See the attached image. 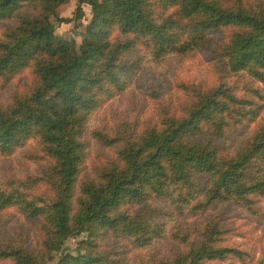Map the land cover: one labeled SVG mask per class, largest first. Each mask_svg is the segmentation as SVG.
Returning a JSON list of instances; mask_svg holds the SVG:
<instances>
[{"label": "trees", "instance_id": "1", "mask_svg": "<svg viewBox=\"0 0 264 264\" xmlns=\"http://www.w3.org/2000/svg\"><path fill=\"white\" fill-rule=\"evenodd\" d=\"M62 1L0 0V80L9 83L26 69L33 75L0 103V157L36 139L50 158L45 180L52 191L35 193L34 179L0 182V221L16 208L40 224L43 236L31 248L24 232L0 223V261L47 264L68 238L85 233L76 254L62 253L56 264H125L102 240L124 235L145 248L167 236L166 222L146 203L153 199L202 221L186 231L181 224L169 229L188 248L173 256L150 253L138 264L243 259L245 251L222 244L224 215L209 210L229 202L264 222V121L246 133L264 110L260 87L250 85L249 96L224 83L192 89L194 101L181 118L164 114L160 125L142 130L124 125L116 136L93 129L100 143L122 146L92 175L83 173L84 137L91 115L130 86L140 63L127 54L139 43L157 62L211 48L227 70L264 84L263 0H88L93 15L80 46L55 32L51 16ZM226 28L235 30L214 44L213 34ZM231 128L242 133L229 154L219 140Z\"/></svg>", "mask_w": 264, "mask_h": 264}, {"label": "rangeland", "instance_id": "2", "mask_svg": "<svg viewBox=\"0 0 264 264\" xmlns=\"http://www.w3.org/2000/svg\"><path fill=\"white\" fill-rule=\"evenodd\" d=\"M88 0H64L57 6L51 16V22L55 25V32L66 39H75L78 46L81 45L87 26L93 15V6ZM252 5L261 3L262 0H245ZM264 2V0H263ZM69 19V20H66ZM234 28L218 30L213 34V43L217 44L232 34ZM117 34V33H116ZM115 33L112 35L114 38ZM127 56L140 63V68L133 75L130 86L113 98L106 101L96 110L89 120L88 132L84 139L87 145L83 173L92 175L95 169L104 165L107 161L114 160L122 143L106 146L92 136L93 129H101L112 136L122 133L124 125H132L138 130L147 126L160 125L162 116H176L181 118L186 109L194 101L195 93L192 89L208 91L209 89L224 83L232 88L239 96H249L248 87H260L264 102V84L254 82L245 73L234 74L227 70L223 61L211 48H198L185 55H169L157 62L151 58L148 47L139 43ZM33 75L30 69L18 74L9 83L4 84L0 80V103L10 102L12 96L30 83ZM264 121V110L258 119L254 121L246 133L252 131ZM240 127V126H239ZM242 128V127H241ZM243 129V128H242ZM241 130L232 129L228 136L219 140L226 153H233L235 145L241 142ZM50 158L44 154L41 145L36 139L28 141L27 145L17 150L14 154L0 157V182L29 181L34 179L35 193L44 197L52 195L45 178L46 168ZM158 215L161 221L166 222L168 235L155 240L145 248H139L133 244L127 236L109 234L102 243L112 249L118 250L124 256L125 264H138L150 253L173 256L189 247L175 241L169 236L170 228L174 224H181L186 231L199 223L201 216L184 217L172 210L171 205L160 199L146 202ZM259 205H263L261 202ZM168 213L170 214L168 216ZM211 213H222L223 224L227 232L223 236L222 244L237 247L246 252L243 259L228 257L224 260L205 261L202 264H264V222L263 219L252 214L246 208L232 203L217 204L209 210ZM0 223L10 233L22 231L26 234L31 248H37L42 239V229L38 222L27 219L16 208H11L3 214ZM166 230V229H165ZM86 234L81 233L76 237L68 238L59 252H54L48 258L47 264H56L62 253L76 254L78 241L85 239ZM192 239V238H191ZM193 240H197L194 237ZM191 241V240H190ZM0 264H13L11 261H0Z\"/></svg>", "mask_w": 264, "mask_h": 264}]
</instances>
